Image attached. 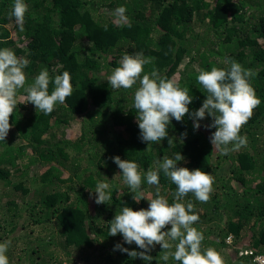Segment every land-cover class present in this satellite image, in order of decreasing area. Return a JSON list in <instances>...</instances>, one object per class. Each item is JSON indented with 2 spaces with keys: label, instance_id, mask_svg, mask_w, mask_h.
Listing matches in <instances>:
<instances>
[{
  "label": "trees",
  "instance_id": "trees-1",
  "mask_svg": "<svg viewBox=\"0 0 264 264\" xmlns=\"http://www.w3.org/2000/svg\"><path fill=\"white\" fill-rule=\"evenodd\" d=\"M24 2L21 32L9 18L13 0H0V49L30 61L25 86L46 68L50 79L69 72L73 91L45 115L24 104L20 97L26 93L20 90L11 128L0 141V243L11 242L9 264H177L160 259V245L147 253L153 257L148 262L114 250L120 244L143 251L119 233L110 236L109 228L123 207L148 208L147 199L133 200L111 158L137 163L143 177L157 160L178 152L184 159L177 167L201 169L214 179L208 202L191 193L182 201L192 202L199 215L193 226L204 235L201 251L214 248L224 264L264 258V0ZM120 6L131 27L114 23ZM136 53L154 58L144 66L146 74L155 68L189 89V113L206 98L196 81L199 71L228 69L227 58L256 72L249 82L261 103L240 131L247 146L227 155L213 148L215 129L206 127L212 122L207 114L199 129L185 114L181 122L170 120L168 136L158 144L142 141L133 107L139 82L128 90L107 83L123 55ZM52 90L50 83L49 94ZM101 181L109 183L112 198L98 205L94 191ZM141 188L145 198L154 197L152 186ZM175 190L161 171L160 194L169 204ZM168 230L170 225L163 229Z\"/></svg>",
  "mask_w": 264,
  "mask_h": 264
},
{
  "label": "clouds",
  "instance_id": "clouds-1",
  "mask_svg": "<svg viewBox=\"0 0 264 264\" xmlns=\"http://www.w3.org/2000/svg\"><path fill=\"white\" fill-rule=\"evenodd\" d=\"M27 11L24 0H13L9 18H14L21 32L24 31ZM126 11L123 6L114 10L112 15L117 26L131 27ZM153 59L145 58L143 53L134 56L125 54L119 66L107 77V83L113 90H128L139 82L134 92L133 107L142 141L158 144L168 136L170 120L174 118L181 122L185 114H190L194 129H199L201 125L198 121L207 114L212 122L206 127L215 129L210 136L213 148L227 155L247 146V137L241 136L240 131L261 103L249 82L257 75L256 72L244 69L238 62L227 58L224 62L229 65L228 69L212 67L210 71H199L196 81L206 93V98L199 109L189 113L188 105L192 103V96L188 94V88H181L174 80L162 77L155 68L150 73L144 72V66L151 64ZM29 63V60L17 57L12 49H0V141H5L11 128L9 120L17 107L20 90L26 93L20 97L24 104L31 103L36 111L45 115L51 114L57 103L63 104L72 94V78L67 71L50 79L48 70L42 69L33 82L25 86L27 77L24 69ZM50 83L53 85L51 94L48 91ZM168 144L173 145L172 138L168 139ZM111 159L121 170L124 184L134 194L133 200L137 203L142 199L148 201L147 209L134 211L130 207H123L110 221L109 228L110 236L119 233L126 244L135 243L143 251H129L120 244H116L114 250L148 262L153 257L147 253L160 245L163 253L160 259L164 262L171 259L177 264H224L222 256L214 248L208 247L201 251L204 235L193 226L199 221V215L194 212L192 202H182L189 193L200 203L208 202L214 183L210 174L201 169L190 171L186 167H177V162L184 159L179 152L174 158L157 160L156 168L147 170L143 177L137 163L121 160L119 156ZM161 171L176 186L174 202L171 204L160 194ZM142 183L154 188V197H144ZM109 188V183L105 181L96 184V204H107L111 200V192L107 191ZM168 225L170 230L163 231ZM10 243H0V264H9L6 253ZM263 260L262 256L254 258L257 264H263Z\"/></svg>",
  "mask_w": 264,
  "mask_h": 264
},
{
  "label": "rangeland",
  "instance_id": "rangeland-1",
  "mask_svg": "<svg viewBox=\"0 0 264 264\" xmlns=\"http://www.w3.org/2000/svg\"><path fill=\"white\" fill-rule=\"evenodd\" d=\"M74 129H76V130H77V128H76V127H74ZM74 134H75V133H74ZM74 134H72V135H74ZM74 136H75V135H74ZM74 136H73V137H74Z\"/></svg>",
  "mask_w": 264,
  "mask_h": 264
},
{
  "label": "built area",
  "instance_id": "built-area-1",
  "mask_svg": "<svg viewBox=\"0 0 264 264\" xmlns=\"http://www.w3.org/2000/svg\"><path fill=\"white\" fill-rule=\"evenodd\" d=\"M263 264H264V260H263Z\"/></svg>",
  "mask_w": 264,
  "mask_h": 264
}]
</instances>
